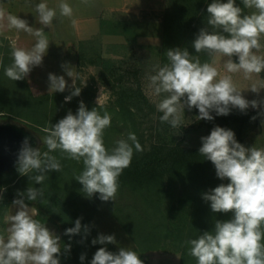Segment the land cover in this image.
Listing matches in <instances>:
<instances>
[{
    "label": "clouds",
    "instance_id": "obj_1",
    "mask_svg": "<svg viewBox=\"0 0 264 264\" xmlns=\"http://www.w3.org/2000/svg\"><path fill=\"white\" fill-rule=\"evenodd\" d=\"M241 2L243 8L236 0H212L208 4L207 25L212 31L208 27L202 28L193 47L196 53H207L211 62L202 63L187 49L176 48L167 50L168 63L153 66L147 86L153 96L160 98L156 109L162 113L161 123L180 129L184 125L185 107L198 109L197 120L211 121L213 111L226 116L232 108L245 112L249 107L259 108L264 104V101L245 99L233 80L232 74L242 73L245 79L251 80L264 72V55L258 54L264 39V0ZM56 7L61 16L73 17V8L66 0H60ZM244 9L252 11L245 14ZM35 12L41 25L52 27L56 8L41 0L35 4ZM75 23L72 19V24ZM5 26L36 38L30 49L13 45V62L5 68L9 79L23 80L34 67L42 64L49 40L43 28L29 27L27 20L7 13L0 6V29ZM217 57L226 58L223 75L215 66ZM233 57L238 62H234ZM62 67L73 78L74 91L65 97L67 102L73 96H79L81 89L75 86L73 68ZM48 80L49 93L65 91L67 82L63 76L49 73ZM262 88L264 84L257 82L249 89L259 94ZM110 126L111 116L107 111L103 115L96 108L89 111L81 101L76 114L69 111L55 125L44 129L46 135L42 141L48 151L41 153L40 149L30 147L27 138L24 140L17 171L43 185L49 172L62 171L60 161L49 154L59 150L69 159L82 161L83 170L75 179L82 184V191L88 198L98 193L101 201H115L120 175L131 165L134 151L142 152L143 148L135 133L129 132L126 139L117 140L109 150L104 143V133ZM201 141L199 154L212 162L219 179L229 181L203 194V199L210 202L213 213H232V218L216 220L211 231L187 240L188 254L196 264H264V148H246L237 142L232 130L219 126L208 136L201 137ZM43 195L42 187L18 191V198L12 202L17 210L5 218L8 223L6 234L0 233V264H60V237L35 219L34 210L25 203V200L36 201ZM81 228V220L77 219L74 227L65 230V235L79 234ZM84 232L88 233L87 226H84ZM97 243L115 244L116 240L113 235L100 234L92 240L93 245ZM70 247L64 245L63 248L69 251ZM84 259L82 254L80 260ZM91 264H143V261L131 248H120L118 253H113L101 247Z\"/></svg>",
    "mask_w": 264,
    "mask_h": 264
},
{
    "label": "trees",
    "instance_id": "obj_2",
    "mask_svg": "<svg viewBox=\"0 0 264 264\" xmlns=\"http://www.w3.org/2000/svg\"><path fill=\"white\" fill-rule=\"evenodd\" d=\"M211 2L168 0L162 48H151L152 54L140 58L134 65L127 59L103 57L98 40L80 43V60L96 67L101 83L113 92L115 100L110 106L95 105L89 87H80V95L73 96L68 102L65 97L74 90L35 97L26 78L16 83L5 75V68L13 62L12 47L8 41L0 38V55L3 57L0 93L2 79L6 80L8 89L13 86L19 92L22 83L21 86L26 90L25 104L29 109L27 121L33 124L32 130L41 140L46 135L45 128L55 125L69 111L76 114L83 101L89 111L96 108L101 115L105 111L110 114L111 126L104 133V143L109 150L117 140L126 139L129 132L135 133L143 148L142 152L134 151L131 165L120 175L115 201L106 202L99 199L98 193L91 198L83 193L82 184L75 179L83 170L82 161L69 159L59 150L49 153L60 161L62 171L49 172L43 185L20 174L12 181L1 182L0 230L5 225L13 200L18 198V191L42 187L43 197H38L36 201L25 200V203L36 211L35 219L45 225L58 227L60 264H91L95 252L101 247L118 253L111 243L92 244L93 239L104 234L93 225L101 205L106 206L132 239L139 254L168 252L179 255L180 264H196L195 259L188 254L185 242L198 238L205 231H211L216 220L231 219L232 213H213L210 202L203 199V194L229 181L219 179L212 162L199 154V148L186 147L185 142L192 134L203 131L208 136L216 126L232 130L235 137L242 140L243 132L249 127L261 126L264 115L260 113L264 110L252 111L248 108L241 112L232 108L226 116L215 113L211 121L201 119L191 126L182 125L180 129H172L167 123H161L159 117L162 113L157 111L156 105L145 94L142 79L145 71L152 72L154 65L163 66L169 62L166 52L170 49H187L190 55L198 56L202 63L211 62L207 53H196L193 47V41L202 28L208 27L212 31L207 25V6ZM236 3L243 8L241 0H236ZM244 12L246 14V9ZM100 30L103 35L125 36L129 44H136L137 33L127 24L101 21ZM261 75L264 78V72ZM194 110L199 114L198 109ZM10 115L0 108V118H10ZM145 126L151 132L150 139L144 135ZM177 133L180 134L179 138ZM40 151H48L43 141ZM77 219L81 220V232L73 236L65 235V230L74 227ZM84 226L88 228L87 234ZM64 245H70V250L65 251ZM82 254L85 255L83 261L80 260Z\"/></svg>",
    "mask_w": 264,
    "mask_h": 264
},
{
    "label": "rangeland",
    "instance_id": "obj_3",
    "mask_svg": "<svg viewBox=\"0 0 264 264\" xmlns=\"http://www.w3.org/2000/svg\"><path fill=\"white\" fill-rule=\"evenodd\" d=\"M39 2L41 0H0V6H3L7 13L27 20L29 27L43 28L49 40L48 51L43 57L42 64L34 67L26 77L30 91L35 97L61 93H49V73L64 77L67 82V87L64 92L74 90L73 78L69 77L62 67V65H67L73 68L76 74L74 77L76 87L91 88L93 92L92 101L95 105L110 106L115 100L113 92L109 87L101 83L96 67L86 65L80 60V43L98 40L102 47L101 52L103 57L127 59L132 65L140 60V58L150 56L152 54L151 48L159 49L163 46V24L168 8V0H87V3L84 0H69L66 2L73 8V17L71 19L59 14V9L56 6L60 0H43L49 7H54L57 10V16L51 28L43 26L38 22L39 18L35 12V4ZM250 11L252 10L246 9V14ZM72 19L76 21L75 25L72 24ZM101 21L121 22L129 25L137 33L136 44L133 46L129 44L125 36L101 34ZM2 32L17 38L16 47L30 49L36 43L34 36L23 31L8 29L5 26L0 29V34ZM261 44L262 48L258 54L264 55V39L261 40ZM225 59V57H217L215 66L221 75L226 73L223 67ZM233 61L238 62V59L233 57ZM149 74H152V72L145 71L142 79L144 92L150 101L156 105L160 98L153 96L147 86V77ZM232 75L234 82L242 90L241 94L245 99L249 101H264V88L260 90L259 94L249 89L253 83L259 82L260 84H264V78L261 74L259 76H253L251 80L245 79L242 73ZM15 82L17 83V81ZM6 83V80L2 79L0 108L11 115L10 118H0V122H14L36 134L32 130L33 124L27 121L29 109L25 104L26 90L21 86L22 83L20 82L21 85L19 88L21 92L18 89L16 91L13 86H10L8 89ZM249 109L252 111L264 110V104H261L259 108L249 107ZM214 114L215 112L213 111L211 115ZM184 115L183 126L185 127L191 126L198 121L196 117L199 114L195 113L194 108L189 110L185 107ZM143 131L146 139H150L151 132L147 126L143 128ZM205 136L204 131L198 134H192L187 138L185 146L189 148H200L202 146L201 137ZM177 137H180L179 133H177ZM242 138L240 140L235 137L237 142L246 148L253 146L264 148V121L260 127H249L245 130ZM18 174L19 172L17 170L9 174H4L1 176L0 182L12 181ZM30 209L34 210L31 207ZM10 210L11 212L9 214L13 215L17 209L13 205ZM93 225L99 232L115 237L116 243L113 245L117 251L120 248H131L137 252V248L132 239L122 229L106 206L101 205L98 209L94 217ZM53 226L56 227V225ZM137 254L143 261V264H180V256L168 252H150L144 255L137 252Z\"/></svg>",
    "mask_w": 264,
    "mask_h": 264
},
{
    "label": "water",
    "instance_id": "obj_4",
    "mask_svg": "<svg viewBox=\"0 0 264 264\" xmlns=\"http://www.w3.org/2000/svg\"><path fill=\"white\" fill-rule=\"evenodd\" d=\"M26 138L30 147L41 148L42 140L26 127L14 122H0V176L17 170L18 155ZM2 192L0 182V196Z\"/></svg>",
    "mask_w": 264,
    "mask_h": 264
},
{
    "label": "crops",
    "instance_id": "obj_5",
    "mask_svg": "<svg viewBox=\"0 0 264 264\" xmlns=\"http://www.w3.org/2000/svg\"><path fill=\"white\" fill-rule=\"evenodd\" d=\"M66 1H69V0H66ZM0 38H3V39H5L6 41H8L9 42V44H10V46L13 48V45H15L16 44V37H14V36H11V35H8V34H6V33H1L0 34ZM2 55H0V71H1V65H2ZM26 78V77H25ZM11 212V210H9V212H8V214H7V216L8 215H10L9 213ZM36 211L34 210V212H33V215H34V218L36 217ZM50 231H52V232H54L57 236H59V229H58V227H55V226H53L52 224H46L45 225ZM7 227H8V223L6 222V219H5V225H4V227L0 230V233H3V234H6V229H7Z\"/></svg>",
    "mask_w": 264,
    "mask_h": 264
}]
</instances>
